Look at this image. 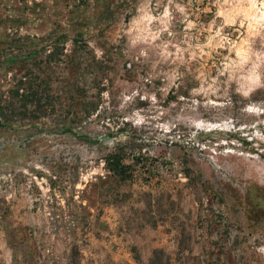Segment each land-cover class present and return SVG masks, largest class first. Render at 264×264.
Returning a JSON list of instances; mask_svg holds the SVG:
<instances>
[{
  "label": "rangeland",
  "instance_id": "374dc122",
  "mask_svg": "<svg viewBox=\"0 0 264 264\" xmlns=\"http://www.w3.org/2000/svg\"><path fill=\"white\" fill-rule=\"evenodd\" d=\"M36 4L0 0V264H264V0Z\"/></svg>",
  "mask_w": 264,
  "mask_h": 264
},
{
  "label": "trees",
  "instance_id": "16d2710c",
  "mask_svg": "<svg viewBox=\"0 0 264 264\" xmlns=\"http://www.w3.org/2000/svg\"><path fill=\"white\" fill-rule=\"evenodd\" d=\"M123 156L115 150L105 157L107 169L115 175H122L125 171Z\"/></svg>",
  "mask_w": 264,
  "mask_h": 264
},
{
  "label": "crops",
  "instance_id": "0c3cea01",
  "mask_svg": "<svg viewBox=\"0 0 264 264\" xmlns=\"http://www.w3.org/2000/svg\"><path fill=\"white\" fill-rule=\"evenodd\" d=\"M34 1L38 3L36 5H40L42 3L41 6L45 7V9H48V10H45L44 12L40 11L38 13V15H42V16H48L49 14H51V12H49L50 11L49 9H52V8H57L61 10L65 2V0H34Z\"/></svg>",
  "mask_w": 264,
  "mask_h": 264
}]
</instances>
